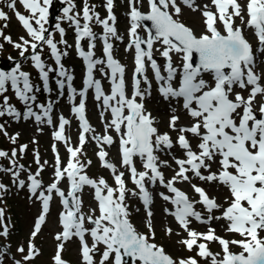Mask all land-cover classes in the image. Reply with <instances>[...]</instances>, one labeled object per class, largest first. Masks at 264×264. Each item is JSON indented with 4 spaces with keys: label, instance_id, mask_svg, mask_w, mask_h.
Returning <instances> with one entry per match:
<instances>
[{
    "label": "snow or ice",
    "instance_id": "snow-or-ice-1",
    "mask_svg": "<svg viewBox=\"0 0 264 264\" xmlns=\"http://www.w3.org/2000/svg\"><path fill=\"white\" fill-rule=\"evenodd\" d=\"M16 2L17 0H10L7 6L14 10L15 16L31 39L21 37L22 43H14L10 36L4 35L2 30H0V37L19 49L21 57L25 56L29 47L31 48L30 59L39 70L44 89L50 91L49 72L53 69L45 70L46 65L37 52L41 44L47 45L51 56L59 66L58 76L63 78L56 81L59 89L62 92L67 83V88L74 96L77 90L72 86L73 77L61 64L62 53L51 35H46L48 29L45 25L49 22V9L53 5V0H19L29 11V17L15 11ZM65 2L69 6L63 8V18L75 26L76 49L87 66L84 89L79 92V95L83 98L87 90L94 87L96 100L102 99L104 107L110 109L112 119L105 125V131L111 128L119 136L121 163L130 172L132 183L139 190L138 193L132 194L138 195L145 206L148 232L137 231L131 223L130 213L125 204L127 189L124 172L117 174L116 166L106 159L108 153L103 147L97 155L102 166L111 169L114 174L116 187L110 186L102 177L94 180L84 174L85 165L78 157L86 143L85 134L91 131V127L85 118L84 99H81L78 106L73 108L82 129L79 135V147H67L70 154L67 165L61 167L60 156L57 153L54 166L55 180L47 186L46 190L39 192L42 182L36 177L40 175V172L37 171L35 175L28 176L29 191L42 203V211L34 223L31 237L35 238L45 223L52 193L55 191L61 198L65 211L60 213V224L63 230L55 236L59 243L53 257L54 264H66L61 257V252L64 242L73 237L79 239L84 264H95L94 255L100 251V245L103 246V251L99 264H109L110 261L111 264H177V261L166 254L162 246L154 242L155 230L151 220L153 212L150 209L152 196L145 186L147 179L152 185L159 182L172 194L160 193L164 201L175 206L174 211L167 208L164 211L172 215L187 233L188 238L180 242L189 251L196 247L200 257L211 258V264H264V237L260 235L264 231V102L258 104V110L255 106L257 97L264 99V84L261 82L262 76L254 71L256 60L252 45L243 35V29L234 26V18H240L247 27L254 29V35L262 46L258 50L264 52V0H247L246 6H242L238 0H210L211 5L216 9L215 12L209 10L208 4L199 7L196 6L195 0H181L183 5L193 11L199 7L204 17V31L200 35L194 33L192 28L178 19L181 7L177 0H147L149 6L147 13L141 12L136 6L140 0H129L131 42L128 48L135 49L131 98L126 95L125 68L113 58V45L109 42V36H117L114 26L116 21L113 14L114 0H106V19H100L98 13H93L85 0L82 9L83 24L80 23L79 14H70L74 7L71 0H65ZM0 19H8L2 10H0ZM93 19L103 25L104 34L101 39L111 79L109 95L102 90L100 80L93 77L96 65L105 63L103 60L93 58L92 49L95 48V44L91 41L96 39L90 27ZM145 21H150L151 26L145 29L147 37L143 38L138 34V29L143 27L142 22ZM218 23L222 25L223 32L217 27ZM55 28L63 38L65 29L61 27V24L56 23ZM85 38L90 41L87 51L81 47V41ZM60 43L66 44V41L61 39ZM156 43L161 45L156 51L165 60L163 71L166 75L162 74L161 65L153 56ZM142 45H146V48ZM173 54L178 56L179 64L173 60ZM194 57H198V62ZM147 67H150L154 74L160 95L165 100L176 99L191 118L189 125L178 127L177 122L180 117L171 115L169 128L177 133L175 141L167 132L158 131L154 126L155 121L151 113L146 112L142 102H137V97L142 100L145 95V91L141 90L139 77H143L148 89L151 88V82L145 74ZM8 82L15 90L16 97L26 105L25 119L34 117L37 122H42L44 118H47V123H52L51 102L47 107L39 105L42 115L33 111L29 102L36 100L35 95H30L34 91V86L30 82L29 73L22 71L19 63L7 71L0 68V93L6 91ZM237 88L246 91L247 96L241 91H236ZM148 94L150 95V92ZM3 105L0 108V116L7 114L16 118L20 117L21 113L8 104L6 96ZM126 110L127 114H125ZM68 123L69 121L63 116L59 118L58 130L53 133L56 141H64L67 144L64 129ZM0 130H3V125H0ZM4 134L7 135V132ZM187 134L196 138L195 149ZM11 139L15 143L16 137ZM93 139L101 145H112L114 142L113 137L107 134L102 137H93ZM177 145L183 151L184 158L172 155L171 150ZM25 148L26 145L22 146L20 151L23 152ZM165 150H167L166 154L172 156L177 166L174 175L167 180L160 168L161 166L171 167V165L167 160L161 161L156 155L157 152H165ZM53 151L56 152L55 145H53ZM11 155L15 157L16 151L13 150ZM7 156V152L0 151V157ZM134 157L140 158L144 171H137ZM36 163L40 164L38 154ZM87 163L90 164L91 161ZM12 164L15 167V160H12ZM214 164L215 171H213ZM20 168L22 169L23 166L21 165ZM202 170L208 174L205 175ZM13 175L18 186L24 187L25 181L19 179V171L14 172ZM65 176L70 182L67 197L58 187ZM193 176L201 181L215 182L225 187L228 191L225 197L227 206L217 203L216 198L209 197L204 188L192 184ZM178 182H188L193 191L198 194L199 199L190 200L184 191L175 186ZM86 185L94 189L98 216L94 215L96 210H91L93 214L87 216L81 213L82 201L77 193ZM3 190L5 185L0 184V191ZM69 197L72 201L71 206ZM197 204L206 210L207 216L196 210ZM216 211L220 214L214 215ZM3 217V209H0V221ZM190 218L202 224H210L213 220H223L225 230L239 235L241 239L229 240L220 237L216 235L212 227L203 233L193 230L190 228ZM85 221L92 227L86 228ZM165 231L169 235L172 233L170 228ZM86 234L91 238V246L86 239ZM7 235L8 228L5 226L0 236ZM198 241L218 242L222 256L220 253H212L207 243ZM230 245L239 247L241 251L232 252ZM17 250L21 253L25 252L24 247ZM37 254L35 245L29 242L28 253L24 256V260H31ZM15 264H21V262L16 261ZM178 264H198V262L195 258H188L179 260Z\"/></svg>",
    "mask_w": 264,
    "mask_h": 264
},
{
    "label": "rangeland",
    "instance_id": "rangeland-1",
    "mask_svg": "<svg viewBox=\"0 0 264 264\" xmlns=\"http://www.w3.org/2000/svg\"><path fill=\"white\" fill-rule=\"evenodd\" d=\"M79 1V0H78ZM98 6V10L95 13L99 14L100 19H106L107 18V9H106V1L105 0H95ZM203 0H197L196 6H199L202 4ZM206 4H210V0H205ZM59 2V0H58ZM245 6V3H244ZM54 12L59 10L57 6L54 5ZM114 10H115V28L117 30V36L112 37L109 36V42L112 43L113 49H112V55L115 60H117L130 74L134 71L135 64H134V57L133 52L131 49L127 48V45L130 43V26L131 21L128 19L127 11L130 9L128 6V0H114ZM199 7L196 11H193L190 8H186L187 10H184L178 19L183 22L188 27L192 28L194 33H198L201 28L203 27V16L201 11L199 10ZM17 11V9H15ZM142 11H145V9H142ZM6 13L9 17H12V21L10 22L11 25H14L15 31L17 34L12 33V31H7L8 33H11L14 36V41L21 43V37L24 39H31L27 32L23 29H21V26L19 22L16 20L14 15V10H6ZM28 14L29 11H28ZM245 15V13H244ZM176 18V17H174ZM247 20V16L245 15V21ZM52 21H50L51 23ZM234 22L238 25L244 24L242 23L240 18H234ZM93 23V32L96 33L95 36L100 35L101 37L104 34L103 31V25L96 22L95 19L92 21ZM112 22L110 21V24ZM9 24V22H8ZM56 23H52L53 26H55ZM52 25H45V27H49V30L53 29ZM247 27V26H246ZM247 31V29H246ZM138 33L144 37V30L143 28L138 29ZM52 37V36H51ZM95 39L94 41H91V43L95 44V48L93 49L95 56L97 59L105 61V63L100 64L98 68V73L101 76H104V74L108 73L110 69L107 68V58L104 55L103 52V40L101 39ZM117 37H120L121 39H118ZM53 38V37H52ZM54 39V38H53ZM63 40L66 41L65 43H60L61 39H54V41L58 44V49L61 52L64 50L67 54L70 53V48L68 44V36L64 38ZM90 41L87 42L89 45ZM0 53L3 54L2 58H0V65H11L12 67L15 66L17 63L16 61L13 62V60H7L5 59L6 54H8V49L11 48V51L15 52L18 50L13 46V44H9L4 39L0 40ZM8 48V49H6ZM30 48V47H29ZM44 51L46 52V56L42 57L44 64L46 65V69H53V71H50L49 81L51 82L52 88L54 89L53 93L50 95L49 99L47 100L45 97V91L42 88V82L40 80V77L38 75V69L35 68L34 63L29 60L28 62L33 67L31 70L30 82L34 86V91L30 95H35L36 100L34 102H29L33 111L37 114L42 115V109H39L37 105V101H42L43 105L47 107L49 102L52 103V105H55L52 113V117L54 119L58 118L61 115L68 116L70 114V108L73 105V99L77 95L78 92V84L81 78V64L77 60V58L74 56V54L70 55L69 62L65 64L63 67L68 72L69 75L73 77L72 86L75 88L76 94L73 96V94L69 91V89L64 90V95L62 97H59V93L61 94V90L59 89L56 81L58 79H63L58 76L59 66L58 65H51L48 61L52 59L50 49L47 47V45H43ZM7 50V51H6ZM32 53V52H31ZM10 66V67H11ZM103 70V71H101ZM260 70L263 74V84H264V64L260 67ZM107 77V75H106ZM144 89L142 91H145V95L143 99L149 100L152 99V102H148L145 104V107H147V110L151 113L152 117L155 120L154 126L161 130L163 127H166L168 125L170 117H168L172 112L173 109H175L173 106H170L168 104H162V106L168 107L171 109V112L167 114H162L161 110L156 108V105L160 104L159 99L157 97L154 98V94H156L157 90L155 87L148 89V86L144 83ZM6 91L4 93H0V108H2L4 97L7 98L11 97V102L17 106L15 108L18 112L21 113L19 118L8 116L7 114L4 115L5 121L2 122L0 120L1 125H3V130H0V151L7 152L12 149L11 144H13V147H15L16 151H19V144L21 143H27L28 145H31V148H38L41 149L39 154L40 164L38 165L41 169L42 166V175L46 179H52L55 180L53 177L54 173V166L55 162L52 159V153L49 149L50 144L54 141L53 138V130L48 127L47 118H44L42 122H37L34 117H29L28 119L24 118V113L26 112V109L23 111L19 110L22 109V106L25 105L23 102H21L15 95V90L12 89L11 83H6ZM38 89V90H37ZM150 92V95L148 94ZM127 96L131 98L130 92L127 93ZM96 99L94 97H91L89 100V103L87 105L86 114L90 112V114L93 113V108L103 109L106 112V108L104 107L103 103H97ZM137 102H141V98L137 97ZM55 103V104H54ZM164 122V124H163ZM7 132V135L4 133ZM106 132L104 126H92L91 131L86 133V143L84 144L81 155L82 159L84 161H81L82 163H86L88 161H91L90 165L91 168H88L85 166L84 168V174H86L89 178L98 180L99 178H104L107 183L112 186L116 187L115 180H114V174L112 173L111 169L105 168L102 166L99 157L97 153L99 152L100 148L103 147V149L108 153L107 160L111 163H113L116 166V172L117 174L119 172H124V180H125V186H126V193H125V204L128 207V211L130 213V216L133 217V223L136 225V229L139 232H142L144 230V233L148 232V229L146 227V219L147 216L144 214L140 202L138 199V195H133V192L138 193V189L136 186L132 183V180L130 179L129 173L127 169L122 165L121 163V157L118 156L112 147L110 145H101L97 142V140L93 139V137H98L96 134ZM11 137H16L15 143H13ZM67 144L64 142L62 143L61 148V167H65L67 165V161L69 159V153L67 151V147L71 145L70 147H79V137H78V130L73 131V127H69V131L67 132ZM5 145H8L5 147ZM31 153L28 154V157L25 159L27 163L30 162L31 164ZM10 154V152H9ZM11 155H8L7 157H3L6 159H9ZM2 161V159H0ZM46 162V163H45ZM124 167V168H123ZM123 168V170H122ZM36 170L35 168H32V173H34ZM19 171L17 168H12L13 175L14 172ZM20 178H25V173L23 171H19ZM1 176V175H0ZM203 186L207 187L211 195L215 196L219 202V204H222L224 206H227L225 204V197L227 194H224L223 192L218 193V190L223 189L221 186H216V183H208L204 184ZM59 187L63 188L65 192L68 191V179L65 176L64 179H62L59 184ZM185 186H190L189 183H186ZM226 190V188H225ZM10 197L11 202L14 208V211L16 213V216L18 218L17 225H12L9 218H7V211L8 207L6 206V201L0 199V209H3L5 217L9 220V222H5L4 218L2 221H0V232L3 231V228L6 226L8 228V235L6 237H3L4 243L8 246H10L16 255H19L17 257H22V254L17 252V249L20 247H24L25 251H28V244L31 242L35 245V248L38 250L45 249L41 252V254L36 255L38 259L36 261L30 262L29 264H54L53 257L55 256L53 251V235L51 234L52 230H50L48 227H45L42 231V233L37 238V242L33 241H26L27 234L30 235L31 230V224L33 222V217L37 213L35 210L38 207V203L34 201L33 198L29 197L28 192L26 189L23 188H17L13 183L10 184ZM192 194L196 197V193L192 191ZM77 196L81 199L82 205H81V213L85 214L86 216L89 214H93L91 210H96L94 215L98 216V206L97 201L94 199V189L91 191H80L77 193ZM155 205L154 210L155 213L153 214L151 220H152V226L155 230V242L157 245H160L164 248L166 253H168L175 261H177L179 258H187V256L190 254L193 258H195L198 262V264H211L210 258H200V256L195 251H186L184 248V244H182L180 241L183 239L188 238L187 233L182 232L178 226H174V217L168 216L165 214L160 213L159 211V205H162L163 203L159 201V196L155 194L154 196ZM164 205V204H163ZM220 213L216 211L214 215H219ZM54 215V213H53ZM79 215V214H78ZM161 217V218H160ZM220 221V220H219ZM55 223L54 216H51V219L49 220L48 226L52 227ZM86 226H90L87 221H85ZM133 224V225H134ZM192 229H197L198 232H206L211 225L209 224H197V225H191ZM170 228L172 230V233L166 234V229ZM216 229L219 231L217 232L220 235H223L227 237L229 240L231 239H241V237H238L236 234L230 233L225 230V224H217ZM87 235V234H86ZM261 237H264V231L260 233ZM91 243V239H88ZM67 242L68 248L73 249V253H70L69 251L66 252V255L62 257L64 261H66V264H84L82 260L81 250H79L78 246L76 245L75 238L69 239ZM218 246L217 242H212L211 248L215 251L218 250L216 248ZM9 248V247H8ZM100 251L97 252L94 255V260L98 262L101 259V253L103 251V246H99ZM234 251H241V249L235 245H233ZM10 251V250H8ZM0 252H6L2 258H0V264H14L13 261L10 259V254L7 253V250L0 245ZM24 264H28V262H25Z\"/></svg>",
    "mask_w": 264,
    "mask_h": 264
},
{
    "label": "bare ground",
    "instance_id": "bare-ground-1",
    "mask_svg": "<svg viewBox=\"0 0 264 264\" xmlns=\"http://www.w3.org/2000/svg\"><path fill=\"white\" fill-rule=\"evenodd\" d=\"M239 3L241 4V1H239ZM204 4H206V1H205V0L202 1V4L200 5V7H202ZM191 197L193 198V196H191ZM159 209L161 210L162 214H165V213H164L165 211H163L161 205L159 206ZM160 218H161V217H160ZM223 223H224L223 220H220V221H219V224H223Z\"/></svg>",
    "mask_w": 264,
    "mask_h": 264
},
{
    "label": "trees",
    "instance_id": "trees-1",
    "mask_svg": "<svg viewBox=\"0 0 264 264\" xmlns=\"http://www.w3.org/2000/svg\"><path fill=\"white\" fill-rule=\"evenodd\" d=\"M11 56L13 57V59H15L16 57H19L18 54H17V51H12V54Z\"/></svg>",
    "mask_w": 264,
    "mask_h": 264
},
{
    "label": "water",
    "instance_id": "water-1",
    "mask_svg": "<svg viewBox=\"0 0 264 264\" xmlns=\"http://www.w3.org/2000/svg\"><path fill=\"white\" fill-rule=\"evenodd\" d=\"M153 34H154V30H153Z\"/></svg>",
    "mask_w": 264,
    "mask_h": 264
}]
</instances>
